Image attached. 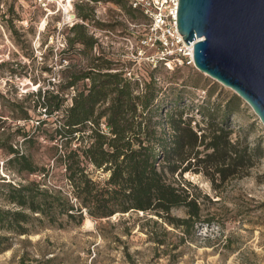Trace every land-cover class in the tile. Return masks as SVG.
Instances as JSON below:
<instances>
[{"label":"rangeland","instance_id":"1","mask_svg":"<svg viewBox=\"0 0 264 264\" xmlns=\"http://www.w3.org/2000/svg\"><path fill=\"white\" fill-rule=\"evenodd\" d=\"M65 4V0H0V184L35 180L69 191L63 166L54 163L53 142L40 132L36 140L22 144L16 129L23 125L32 129L35 119L46 117L44 109L34 108L30 111L33 121H24L15 117L13 102L23 100L31 106L35 98L31 93L51 87L49 80L57 84L68 66L88 69L91 57L109 59L111 71L122 70L126 77L149 80L152 76L165 95L179 92L196 131L200 105L221 109L236 96L184 58L181 64L160 62L145 43L147 20L126 3L71 0L69 8ZM62 8L71 19L63 16ZM89 10L91 20L78 15ZM75 25L80 26V40L70 46ZM73 92L72 88L67 91V103ZM236 102L225 128L231 141L237 139L251 148L253 163L224 181L201 171L182 174L199 208L189 233L187 225L175 227L137 210L97 219L85 214L79 223L12 236L11 248L0 252V264L15 262L22 254L31 262L55 257L56 264H264V126L245 102L239 97ZM9 146L29 154L38 166L49 168V174L13 170L8 163ZM174 178L183 184L178 175ZM3 192L0 185V195ZM170 215L182 218L185 212L172 208ZM149 231L161 244L148 238Z\"/></svg>","mask_w":264,"mask_h":264},{"label":"trees","instance_id":"2","mask_svg":"<svg viewBox=\"0 0 264 264\" xmlns=\"http://www.w3.org/2000/svg\"><path fill=\"white\" fill-rule=\"evenodd\" d=\"M78 15L92 18L91 10ZM78 28H71L75 35L69 38L70 46L80 40ZM89 64L86 70L68 66L57 84L49 80L51 87L36 89L31 106L23 100L13 102L15 117L24 121L32 120L34 108L44 109L46 117L35 119L32 129L24 125L16 129L22 144L36 140L40 132L53 142L54 163L63 166L69 191L35 180L1 182L0 252L11 248L12 236L79 223L85 214L97 219L137 210L165 224L187 225L189 233L199 208L182 174L201 171L224 181L253 163L251 148L237 139L231 141L230 130L225 128L227 115L237 105L236 96L221 109L200 105L196 109L200 118L194 122L197 132L179 92L165 95L152 76L143 80L126 77L122 70L111 71L107 58L91 57ZM71 88L74 92L67 103ZM8 153L12 155L8 163L16 172L49 174V168L38 166L19 148L9 146ZM172 208L183 209L185 217L171 216ZM152 235L147 232L148 238L161 244ZM8 264L56 263L55 257L31 262L22 254Z\"/></svg>","mask_w":264,"mask_h":264},{"label":"water","instance_id":"3","mask_svg":"<svg viewBox=\"0 0 264 264\" xmlns=\"http://www.w3.org/2000/svg\"><path fill=\"white\" fill-rule=\"evenodd\" d=\"M193 67L230 89L264 126V0H177Z\"/></svg>","mask_w":264,"mask_h":264},{"label":"built area","instance_id":"4","mask_svg":"<svg viewBox=\"0 0 264 264\" xmlns=\"http://www.w3.org/2000/svg\"><path fill=\"white\" fill-rule=\"evenodd\" d=\"M124 3L147 20L145 43L158 54L164 65L181 64L182 58L192 65V43L186 44L176 29L177 0H124ZM62 14L66 15L64 9Z\"/></svg>","mask_w":264,"mask_h":264},{"label":"bare ground","instance_id":"5","mask_svg":"<svg viewBox=\"0 0 264 264\" xmlns=\"http://www.w3.org/2000/svg\"><path fill=\"white\" fill-rule=\"evenodd\" d=\"M65 2H66V4H65V7L66 8H69V7H71V0H65ZM66 11V10H65ZM65 17L66 18H70V15H69V13H68V11H66V15H65ZM71 19V18H70ZM88 220V219H87ZM86 220V221H87Z\"/></svg>","mask_w":264,"mask_h":264}]
</instances>
